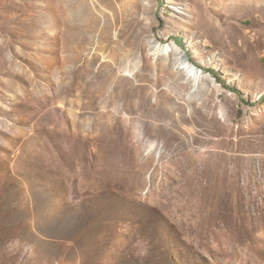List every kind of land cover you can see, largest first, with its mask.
Instances as JSON below:
<instances>
[{
    "label": "rangeland",
    "instance_id": "374dc122",
    "mask_svg": "<svg viewBox=\"0 0 264 264\" xmlns=\"http://www.w3.org/2000/svg\"><path fill=\"white\" fill-rule=\"evenodd\" d=\"M0 264H264V0H0Z\"/></svg>",
    "mask_w": 264,
    "mask_h": 264
},
{
    "label": "bare ground",
    "instance_id": "6f19581e",
    "mask_svg": "<svg viewBox=\"0 0 264 264\" xmlns=\"http://www.w3.org/2000/svg\"><path fill=\"white\" fill-rule=\"evenodd\" d=\"M187 69L189 70L190 74L197 76V73L193 67H188ZM156 107H157L158 113L155 116H157V118L164 117V118L171 120L172 122H178V123L186 122L189 119V117L184 115L183 110L180 106L176 107V109L178 110V114L176 116L170 115V112L172 111V108L170 107L161 108L158 103ZM167 112H169V114ZM165 114H168V115L165 116Z\"/></svg>",
    "mask_w": 264,
    "mask_h": 264
},
{
    "label": "trees",
    "instance_id": "16d2710c",
    "mask_svg": "<svg viewBox=\"0 0 264 264\" xmlns=\"http://www.w3.org/2000/svg\"><path fill=\"white\" fill-rule=\"evenodd\" d=\"M218 79V78H217Z\"/></svg>",
    "mask_w": 264,
    "mask_h": 264
}]
</instances>
